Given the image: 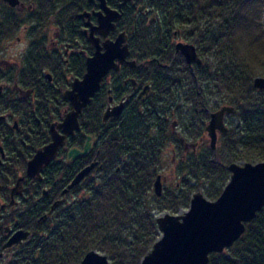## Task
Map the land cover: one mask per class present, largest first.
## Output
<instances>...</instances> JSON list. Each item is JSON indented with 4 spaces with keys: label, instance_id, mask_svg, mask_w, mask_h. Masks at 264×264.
Wrapping results in <instances>:
<instances>
[{
    "label": "trees",
    "instance_id": "trees-1",
    "mask_svg": "<svg viewBox=\"0 0 264 264\" xmlns=\"http://www.w3.org/2000/svg\"><path fill=\"white\" fill-rule=\"evenodd\" d=\"M36 2L38 7L27 17L15 8H5L0 14L1 39L11 38L27 22L35 23L33 36L41 32L51 3L59 7L56 14L61 23L70 20L73 24L89 0ZM137 5L152 9L160 21L151 32L153 26L148 25L146 16L124 8L119 26L132 31L130 48L138 65L156 57L161 64L172 61L170 66L176 70L164 75L159 72L162 66L148 62L140 68L125 65L121 73L111 72L113 94L118 98L127 92L123 78L136 77L144 85L143 68H151L156 94L147 101H131L122 115L103 123L107 95L106 88L102 89L80 117L81 131L97 137L92 152L72 163L52 162L42 182L28 178L20 198L22 208L1 210L0 264H80L91 250L107 255L112 264H140L161 236L155 211L178 214L188 209L196 189L216 200L230 179L229 164L264 161V89L253 85L257 76H264V0H137ZM173 31L196 45L201 65L194 64L191 69L180 54L173 59ZM160 52L167 53L169 59L164 60ZM52 58L42 38L32 42L14 81L29 94L20 95L19 89H12L0 96V108L14 112L19 120L16 130L0 121V141L10 156L0 164V207L3 198L10 203L11 188L20 175H25L28 159L51 140V123L69 106L63 91L70 82L55 75V85L42 73L44 69L54 70ZM84 71L83 63L82 68L74 66L70 73L80 77ZM199 93L212 110L223 105L235 107L227 122L229 134L220 137L216 154L207 146L198 155H178L177 165L183 172L180 187L165 190L158 197L154 184L158 175L162 176L163 150L180 142L168 118L183 120L185 135L192 132L195 139L203 137V119L208 114L196 119L193 107L194 119L187 122L180 106L181 101L183 105L194 104ZM84 140L79 133L68 146H81ZM93 161L98 162L95 169L63 196V189ZM194 178L204 183L192 185ZM44 186L50 188L47 196L41 192ZM70 194L75 196L68 201ZM63 197L64 203L39 224L54 201ZM8 225L32 235L23 245L7 251L3 247ZM209 264H264V207L246 223V231L231 247L210 255Z\"/></svg>",
    "mask_w": 264,
    "mask_h": 264
},
{
    "label": "water",
    "instance_id": "water-1",
    "mask_svg": "<svg viewBox=\"0 0 264 264\" xmlns=\"http://www.w3.org/2000/svg\"><path fill=\"white\" fill-rule=\"evenodd\" d=\"M4 1L11 7L20 4L19 0ZM121 1V5H125L129 0ZM100 7L98 25L86 32L95 51L86 59V71L82 78H75L71 87L63 93L69 107L64 111L61 120L51 123L50 142L36 149L27 162L26 174L18 177L12 186L10 191L12 205L16 203L15 197L23 194L26 177L41 182L44 169L58 160L59 152L66 146L68 138L74 137L76 132L81 130L80 117L92 103L110 72H119L125 62L130 67L137 65L135 59H128L130 46L126 32H120L115 39L109 38V34L116 30L117 23L122 18L121 7L113 9L108 6L107 0H100ZM85 15L86 13H83L80 17L83 18ZM95 31L99 36H96ZM101 37L104 38L103 41ZM176 52L181 53L190 66L203 63L194 43L180 41L176 44ZM133 83L135 84L134 80ZM253 85L256 89L263 90L264 76H257ZM4 90L5 85L0 84V96ZM123 108L124 103L107 108L103 120L119 116ZM234 113V106L223 105L210 114L205 134L210 138V147L215 154L220 137L229 134L230 129L226 121ZM3 118L4 116L0 117V120ZM17 123L14 122L15 128ZM92 146L93 137L87 135L82 148L72 147L68 150L66 161L73 162L85 157L92 150ZM97 165L98 162L93 161L82 168L63 189L62 195H68L71 189L81 184ZM227 168L230 171V179L216 200L208 199L199 190L193 194L187 210L178 214L165 213L157 218L161 236L140 264H209L211 254L223 253L244 234L246 223L254 219L264 207V161L244 164L234 162ZM154 192L158 197L163 195L161 175H158L155 181ZM64 201V197L54 201L50 210L39 218V224L45 223ZM3 208L4 204L0 207V219ZM9 231L10 227H6L5 233ZM31 235L28 230H16L3 248L9 250L15 245H23ZM80 264L112 263L107 255L91 250Z\"/></svg>",
    "mask_w": 264,
    "mask_h": 264
},
{
    "label": "flooded vegetation",
    "instance_id": "flooded-vegetation-1",
    "mask_svg": "<svg viewBox=\"0 0 264 264\" xmlns=\"http://www.w3.org/2000/svg\"><path fill=\"white\" fill-rule=\"evenodd\" d=\"M19 1H20V4L17 7H11L9 5V3L7 1H4V0L0 1V5L6 6V7L9 6L11 8H15L20 13L27 12V11H30V10L35 11L36 8L38 7V4H37L36 0H33L32 3L29 4V5H27L26 2L23 1V0H19ZM107 3H108V6L113 8V9H120V7H121L122 18H123V14L125 13V9H127L128 11L136 10L138 13L146 16V18L148 19V25L149 26H153L150 29L151 32H154L155 29L158 28V26H159V22L160 21H158L157 14L153 13L152 9L144 8L141 5H137V0H129L125 5H121L122 4L121 0H107ZM58 8L59 7L56 6L55 3H51L50 4L51 12L48 14V17H47L48 20H47V22L45 24L46 28L43 29V30L41 28V30H42L41 33H43L44 31H50V32L48 33V36L43 34L40 37H38V39L39 38L43 39V41L46 44L47 51L49 52V56L53 57L52 58L53 60L50 62V65L54 66V70L44 69V71H42V73L48 79V81L50 83H53V84H55V83L57 84L58 83V82H56V81H58V79H56L55 75L64 76L65 81L70 82V86L65 89V90H67V89H69L71 87V84H72V82H73V80L75 78H82L83 74L86 71V59H87V57L91 56L93 54V52L95 51V48L92 46V44L89 42V40H88V38L86 36V32H89L91 30V28H93V27L95 28L98 25V23H99L98 22V18H99L98 12H100L101 7H100V0H89L88 5H86V7L82 11L77 13L76 20H75V22H73V24H72V22L70 20L65 21L64 23L60 22V20L58 18V15L56 14V10ZM83 13H86V15L82 18V17H80V15L83 14ZM132 16H134V15L132 14ZM122 18L120 19V21L122 20ZM119 22L117 23L116 30L109 34V38L115 39L116 36L120 32H126L127 35H128V42H129V46H130V38H131V33L130 32H132V31H126L124 29H121L120 26H119ZM32 24H33V26H35V23H32ZM132 27H133V25L131 26V28ZM38 32H39V30H38ZM95 34H96V36H99L97 31H95ZM178 36H179L178 33L176 31H173V36H172V39H171V44L174 47L173 59H175V57L178 54L182 55L181 53H177L176 52V44L178 42H180V41H183L182 39H180L178 41H175V39L178 38ZM0 39H1V36H0ZM48 39L50 40L49 42H47ZM37 40H35L34 42H36ZM101 40L103 41L104 38L101 37ZM184 42H186V41H184ZM89 48H92V49L90 50ZM160 55L166 61L169 59V56H168L167 53L160 52ZM128 59H135L136 61L138 60L135 56H133V54L131 52V48H130V56L128 57ZM148 62H149V64H151L152 62H156L157 64L162 66L159 69V72L163 73L164 75L167 74L168 72H170V75H171V72L176 70V69L171 68V66H170L172 64V61L170 63L161 64V62L156 57H154L153 59L146 60L145 63H141L140 65H138V62H137V65L135 67H130L125 62V63H123V65L121 67V70L119 72H116V71H111V72L121 73L122 68L125 65L128 66L130 69H135L136 67L140 68V66H142L144 64H148ZM83 63H84V66H85V71L83 72L82 76L76 77V76H74L73 74L70 73V71H72L74 66H77V67L80 66V68H82V64ZM1 65L4 66L2 63H1ZM189 67L191 69H193V66L189 65ZM143 70H144V73L146 75V80H145L144 85L140 84V79L139 78H136V77L123 78L122 82L127 87V89H126L127 92L124 93L123 95H121L118 98L113 94V89H112V86H111V76H110L111 72L105 78L100 91L96 94V96H97L102 91L103 88H106V95H107L106 98L107 99H106V102H105V108H104L103 113H102V121H103V123H108L111 120H113V119L119 117L120 115H122V113L125 111V109L127 108L128 104L131 101H133V100H135V101H147L151 96L156 94V90L154 89L155 88V81H154V78H152L151 74H150L152 69L151 68H143ZM67 75H73L72 79L71 80L66 79ZM162 77L165 78V79H168L166 76H162ZM169 79H170V77H169ZM133 80L135 81V84L133 83ZM3 85H5V90H4V93H5V91L7 90L9 84H3ZM12 89H14V90L19 89L18 91H19L20 95L27 96L29 94V91H26V90H24L22 88H18V85L16 83L13 84ZM162 89L165 90L166 88L162 87ZM64 91H63V93H64ZM181 94L182 93H180V95ZM199 94H200L199 98H201V100L199 98H197V101L194 104H187V105L189 107H191V108L194 107V114H196L195 115L196 119H201L202 120L203 119V115L204 114H208V118L205 119V120L203 119V121H204L203 137H201L200 139H195L194 138V134L192 132H190V134H186L185 135L184 131L182 132V131L179 130L184 125L183 124V120H181L180 118H179V120H174V119H172V117L168 118V122H167L168 125L170 126V128L172 130H174L177 133V135H178V137L180 139L179 143H175L173 145H170V147L173 148V156H174V158L176 156H178V155H181L182 153H183V157H185L186 154L187 155L188 154L198 155L200 153L199 150H201V152L203 150L202 145L200 144L201 141H207L206 137L210 140V138L208 136H206V134H205V127H206L207 122L210 119V114L212 112H214L215 110H212V108L207 104V102H205V98L203 97V95L201 93H199ZM95 97L93 98V100L95 99ZM63 99H64V97H63ZM65 101H67V100H65ZM181 102H183V101H181ZM121 103H124V108L122 110V113L119 116H117V117H112V118L108 119L107 121H104L103 118H104V113H105L106 109L109 108V107H114V106L120 105ZM66 109H67V107L63 108V112L61 114V117L58 120H61L62 115L64 114V111ZM189 113L191 114V117L194 116V115H192L190 110H188V114ZM188 114L186 113V116ZM204 117H205V115H204ZM6 118L7 117L4 116V118L2 120H6ZM192 119H194V117ZM226 122H228V118H227ZM12 126L16 130V129H18L19 124L17 123V128H15L14 127V122H13ZM79 133H80L81 136H85V140H84L83 145L85 144L87 135H85L81 130L76 132L74 137L71 136V137L68 138V140L66 142V146L60 150L59 156H58V160H57L58 162L72 163V162H67L66 161V158H67L66 155H67L68 150L70 148H72V147L82 148L83 145L69 147L68 144H69V140L70 139H74ZM50 136H51V134H50ZM91 136L93 137V146H92V150H93V148L95 146V143H96V140H97V137L94 136V135H91ZM207 146L209 148H211L210 147V141L206 142L205 147H207ZM92 150L89 152V154L92 152ZM62 152H64L65 156L62 155ZM9 159H10L9 153L4 149V147L2 146V143H0V164L5 163ZM183 160L186 161L185 159H183ZM45 169H44V171H45ZM44 171H43V173H44ZM43 173H42V175H43ZM20 176H23V175H20ZM28 178L29 177H26V180L24 182L23 194L21 196H16L15 197L16 203L14 205H12V203H11V200H12L11 196H9V199H10L9 202L10 203H7L4 200V198L1 199L2 204L5 205V208L1 209L2 211H5V210L6 211L7 210L13 211L17 206L20 205L19 204L20 203V198L23 197L24 194H25L26 183L28 181ZM29 179L32 182H38V181L32 180L31 178H29ZM43 179H44V177H43ZM162 181L164 183L163 175H162ZM41 192H42L43 196H47L49 194V192H50V188L43 189ZM37 201H38V199H37ZM1 214L3 216L2 212H1ZM2 216H1V219H0V224H1V221H2ZM6 227H10V231L8 233H5L6 240H8V238L17 229L12 228L11 225H8ZM5 250L8 251V249H5Z\"/></svg>",
    "mask_w": 264,
    "mask_h": 264
},
{
    "label": "rangeland",
    "instance_id": "rangeland-1",
    "mask_svg": "<svg viewBox=\"0 0 264 264\" xmlns=\"http://www.w3.org/2000/svg\"><path fill=\"white\" fill-rule=\"evenodd\" d=\"M23 1H25L26 4L29 5L32 3L33 0H23ZM5 8L6 6L0 5V14L5 10ZM23 14H24V17H27L29 14V11L23 12ZM263 20H264V14H263ZM32 27H33V24L27 22L25 24H22L20 28L18 29V31L15 32L11 38L0 39V84H9L7 90H12L14 81L20 72V69L23 65L24 57L27 54L31 46V43L37 40L38 37H40L43 34L48 36V33L50 32V31H44L43 33H41L42 30L46 28V26H43L42 30H40L41 32H38L36 35L33 36ZM180 39L186 42H190L184 36H178V38H176L175 41H178ZM49 41L50 40L48 39L47 42ZM1 63L4 65L3 68H1L2 66ZM72 76L73 75H67L66 79L71 80ZM184 105L182 102H180V106H182V109L184 110L185 113L188 114V110H190V112L192 113L193 109L189 107L187 104H184ZM0 116H6L7 117L6 120H3V121L6 122L10 126L13 125L14 120L17 121L19 124L17 115L10 110L0 108ZM183 117H186L185 119H187V122L192 120L190 113L187 116L183 114ZM172 119L178 120L179 118L172 116ZM179 130L182 132L184 131L185 133V127H181ZM206 139L207 141H210L207 137ZM200 144L202 145V148L204 149L206 141H201ZM199 152H201V150H199ZM162 158L163 160H162V165L160 167L161 169L160 173L163 175V180H164L163 190L164 191L165 190L176 191V189L180 187V175L183 173V172L182 173L180 172L179 166L177 165L178 156L174 158L173 148H171L170 146H166L165 149L163 150ZM197 182L204 183V181H202L199 178H194L193 180H191L192 185H196ZM48 188L49 186H44L41 188V191L43 189H48ZM199 190L203 191L202 189H196L195 192ZM74 196H75L74 194H70L66 200L68 201L73 200ZM18 207L22 208V206H18ZM185 210L187 209H181L179 213H182ZM168 212L169 211L167 210H164L161 212L155 211L154 215L155 217H159Z\"/></svg>",
    "mask_w": 264,
    "mask_h": 264
}]
</instances>
